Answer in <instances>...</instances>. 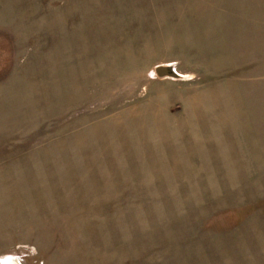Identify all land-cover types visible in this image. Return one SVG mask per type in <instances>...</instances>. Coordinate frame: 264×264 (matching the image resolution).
Segmentation results:
<instances>
[{
  "label": "rangeland",
  "instance_id": "1",
  "mask_svg": "<svg viewBox=\"0 0 264 264\" xmlns=\"http://www.w3.org/2000/svg\"><path fill=\"white\" fill-rule=\"evenodd\" d=\"M5 256L264 264V0H0Z\"/></svg>",
  "mask_w": 264,
  "mask_h": 264
},
{
  "label": "crops",
  "instance_id": "2",
  "mask_svg": "<svg viewBox=\"0 0 264 264\" xmlns=\"http://www.w3.org/2000/svg\"><path fill=\"white\" fill-rule=\"evenodd\" d=\"M159 67H169V66L167 65L156 66L154 71H156V69ZM183 75H185V77H189L190 79L191 75L189 73H185ZM176 80L177 78L172 79L169 77H163V78L159 77L157 80H154V82H156V85H154L155 88H153L154 86L152 87L153 97H151L150 99H224L222 91H216L218 90V87L222 86L221 83H214L213 87L209 88L207 87L206 84H199V83L195 84L196 82L192 83L190 82L191 80H188V82H184V81L177 82ZM166 86L174 89V91L168 92L167 90H169V88ZM163 114L168 120L176 119L182 115V113L173 110L166 111ZM165 117L162 118L165 119ZM184 119L208 120L211 119V116L206 113L200 114L198 112H189L187 113V117ZM214 119H216V117Z\"/></svg>",
  "mask_w": 264,
  "mask_h": 264
},
{
  "label": "water",
  "instance_id": "3",
  "mask_svg": "<svg viewBox=\"0 0 264 264\" xmlns=\"http://www.w3.org/2000/svg\"><path fill=\"white\" fill-rule=\"evenodd\" d=\"M156 75L160 78L169 77L172 79L178 78V76L174 73V69L172 67H159L155 71ZM9 256H5L0 259V264H10Z\"/></svg>",
  "mask_w": 264,
  "mask_h": 264
},
{
  "label": "bare ground",
  "instance_id": "4",
  "mask_svg": "<svg viewBox=\"0 0 264 264\" xmlns=\"http://www.w3.org/2000/svg\"><path fill=\"white\" fill-rule=\"evenodd\" d=\"M9 260H10V264H18L17 262H16V259H14V257L12 258V257H9Z\"/></svg>",
  "mask_w": 264,
  "mask_h": 264
}]
</instances>
